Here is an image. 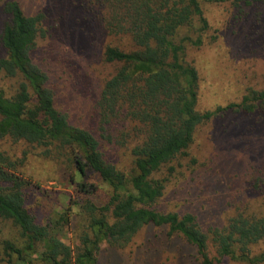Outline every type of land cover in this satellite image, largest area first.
<instances>
[{
  "label": "trees",
  "instance_id": "16d2710c",
  "mask_svg": "<svg viewBox=\"0 0 264 264\" xmlns=\"http://www.w3.org/2000/svg\"><path fill=\"white\" fill-rule=\"evenodd\" d=\"M83 6L103 27L107 43L100 55L111 68L97 85L95 99L92 94L86 98L93 101L97 129L71 118L61 98L66 94L63 83L58 92L62 74L48 54L58 47L66 60L68 46L49 34L43 9L27 10L21 0H0V143L42 148L43 158L66 151L73 167L69 182L85 197L79 206L83 225L73 249L61 239L69 210L40 223L26 204L31 184L19 168L28 152L16 160L0 150V221L9 226L8 237L0 242V263L98 264L103 244L125 247L145 227L155 226L181 237L202 264L223 259L264 264V211L256 212L264 210V163L244 179L256 197L262 196L259 206L252 209L234 195L228 206L235 211L221 226L203 227L194 212L158 207L198 130L230 115L264 114V79L257 73L260 81L245 86L238 100L208 109L200 99L202 67L191 58L192 52H199L200 59H205L204 50L223 52L215 27L223 12L224 28L234 35L250 20L253 34L264 35V0H84ZM259 38L244 35L225 57L247 58L246 49ZM260 40L264 49V37ZM81 105L88 111L85 100ZM110 144L125 150L128 170L107 158ZM99 187L108 190L101 205L87 197Z\"/></svg>",
  "mask_w": 264,
  "mask_h": 264
},
{
  "label": "rangeland",
  "instance_id": "374dc122",
  "mask_svg": "<svg viewBox=\"0 0 264 264\" xmlns=\"http://www.w3.org/2000/svg\"><path fill=\"white\" fill-rule=\"evenodd\" d=\"M21 2L27 10L34 6L43 9L49 34L53 39L61 37L68 46L66 60L63 59V53H58V47L50 48L48 54L51 63L58 65L62 74V79L57 81L60 83L58 92L64 88L66 94L61 98L67 101L70 116L75 122L97 129L98 120L91 116L93 101L86 98L92 94L93 100L95 99L97 85L103 83L111 72L110 66L102 62L100 55L101 47L107 43L103 27L93 20L92 14L84 10V0ZM224 14H219L221 22L215 24L223 52L204 50L202 53L205 59L198 57L199 52L191 53V58L194 57L202 67L200 73L203 93L200 99L208 109H212L216 103L225 105L238 100L245 86L264 79V49L260 42L264 35L253 34L255 31L252 30L251 20L248 26H242V29L238 27L237 34L234 35V31L224 28ZM1 20L0 14V22ZM246 34L257 39L260 37V44L253 42L246 49L245 59L240 54L226 58L225 53L229 52L230 45L242 40ZM212 53L216 55L215 58ZM211 57L213 63L208 68ZM247 62L249 65H246ZM255 73L260 76L259 79ZM84 100L88 111L81 105ZM82 115L84 117L79 121ZM107 148V158L117 163L122 170H128L130 159L125 150L112 144ZM41 149L10 140L0 143V150L12 159L18 160L24 151L28 152L24 166L19 168L21 176L31 184L26 190V204L40 223H44L48 216L58 219L69 210V225L61 231V239L75 249L77 236L83 225L79 206L85 197L79 193L76 185L69 182L73 167L66 160L67 157L70 158L67 152L57 153L58 156L55 154L53 158H43L39 154ZM262 163L264 114L238 117L230 115L215 120L202 127L200 132L198 130L189 149V156L181 160V168L173 173L158 207L162 211L179 214L194 212L203 227L221 226L235 211L228 206L234 195L248 201L252 209L259 206L262 196H258V199L248 189L244 179H250L254 170L260 168ZM95 177L93 179L96 181ZM74 180L80 182L77 177ZM97 183L100 184L99 181ZM107 195L108 190L99 187L95 194L87 197L101 205L106 201ZM8 228V223L0 221V242L8 237ZM167 231L165 227L147 226L125 247L103 244L98 254V264H202L193 247L179 236H168ZM220 264L230 263L223 259Z\"/></svg>",
  "mask_w": 264,
  "mask_h": 264
}]
</instances>
